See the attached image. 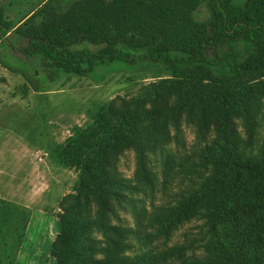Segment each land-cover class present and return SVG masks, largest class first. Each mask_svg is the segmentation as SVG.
Here are the masks:
<instances>
[{"label": "trees", "instance_id": "obj_1", "mask_svg": "<svg viewBox=\"0 0 264 264\" xmlns=\"http://www.w3.org/2000/svg\"><path fill=\"white\" fill-rule=\"evenodd\" d=\"M200 9L204 20L195 18ZM0 27L18 39L10 50L53 72L84 77L113 63L159 66L172 78L163 83L175 90L178 109L201 126L215 113V135L196 146L194 160L164 163L166 181L180 168L189 184L149 211L132 194H153L147 162L164 138L155 129L163 116L136 100L130 110L107 106L94 126L75 129L55 150L62 167L78 170L51 247L56 264H264V145H244L232 119L241 110L250 122L264 86V0H74L65 10L49 1L17 25L0 15ZM147 92L156 102V89ZM130 147L133 179L116 167ZM116 206L132 210L133 227L111 223ZM191 221L200 222L198 238L187 244L127 253L129 239L167 241ZM197 248L199 257L186 255Z\"/></svg>", "mask_w": 264, "mask_h": 264}, {"label": "rangeland", "instance_id": "obj_2", "mask_svg": "<svg viewBox=\"0 0 264 264\" xmlns=\"http://www.w3.org/2000/svg\"><path fill=\"white\" fill-rule=\"evenodd\" d=\"M44 1L0 0L1 20L17 25ZM52 1L65 10L74 0ZM195 18L204 20L206 12L200 9ZM6 33L0 27V264H56L51 247L59 233L61 208L74 193L78 170L62 167L55 150L73 137L75 129L94 126L107 106L130 110L138 100L144 110L153 109L163 116L155 129L164 138L147 162L155 178L153 194H132L141 201L140 206L149 211L153 205L172 202L189 184L179 174L180 168L166 181L164 163L169 157L179 163L194 160L196 146L215 135V113L209 110L206 124L201 126L198 118L178 109L175 90L166 91L163 83L172 79L166 71L152 64L113 63L84 77L53 72L36 58L26 60L10 50L4 37H14ZM152 89L159 94L156 102L147 99V91ZM256 94L250 122L245 111L232 116L239 139L254 149L264 145V86ZM136 163V152L130 147L118 156L116 167L124 177L133 179ZM115 213L112 224L133 227L134 216L128 206H116ZM199 225L198 221L184 223L167 241L154 240L150 245L129 239L131 250L127 253L185 245L198 238ZM186 255L199 257L200 251L197 248ZM177 263L174 258L167 264Z\"/></svg>", "mask_w": 264, "mask_h": 264}, {"label": "flooded vegetation", "instance_id": "obj_3", "mask_svg": "<svg viewBox=\"0 0 264 264\" xmlns=\"http://www.w3.org/2000/svg\"><path fill=\"white\" fill-rule=\"evenodd\" d=\"M7 1H8V0H7ZM49 1H51L52 3L54 2V1H52V0H45L43 3H46V2H49ZM53 4H54V3H53ZM41 5H42V4H41ZM22 21H23V20H22ZM22 21H21V22H22ZM9 34H10L11 36H13L14 38L9 37V36L4 37V41H5V43H6V45H7L8 48H9V45H10V44H13L16 40H18L17 37L13 35V33L11 34V33L9 32Z\"/></svg>", "mask_w": 264, "mask_h": 264}, {"label": "crops", "instance_id": "obj_4", "mask_svg": "<svg viewBox=\"0 0 264 264\" xmlns=\"http://www.w3.org/2000/svg\"><path fill=\"white\" fill-rule=\"evenodd\" d=\"M6 35H9V33L7 32Z\"/></svg>", "mask_w": 264, "mask_h": 264}]
</instances>
